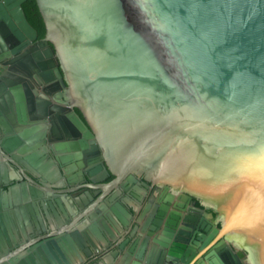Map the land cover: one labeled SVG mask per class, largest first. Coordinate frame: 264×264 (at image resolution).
Masks as SVG:
<instances>
[{
  "label": "water",
  "instance_id": "1",
  "mask_svg": "<svg viewBox=\"0 0 264 264\" xmlns=\"http://www.w3.org/2000/svg\"><path fill=\"white\" fill-rule=\"evenodd\" d=\"M26 1L0 0V149L41 179L52 164L39 161L42 121L78 109L85 121L56 118L73 149L98 154L86 172L106 194L79 223L80 199L69 213L52 178V186L28 178L44 195L10 182L0 162V264H84L95 255L93 264H194L200 256L176 241L191 230L178 225L180 212L164 227L149 218L151 241L120 242L137 211L123 193L139 178L172 191L166 202L178 197L180 211L194 197L216 212L221 227L206 244L217 236L218 250L235 246L244 262L264 264V0H35L46 29L36 46ZM54 67L67 101L56 100L69 107L46 95Z\"/></svg>",
  "mask_w": 264,
  "mask_h": 264
},
{
  "label": "flooded vegetation",
  "instance_id": "2",
  "mask_svg": "<svg viewBox=\"0 0 264 264\" xmlns=\"http://www.w3.org/2000/svg\"><path fill=\"white\" fill-rule=\"evenodd\" d=\"M28 1L29 0H27L24 4H26ZM42 42H44V37H39V32L37 30V40L34 46ZM53 60L54 63L58 65L57 59L55 57H53ZM52 70L54 71L53 75L55 76V80L53 82L54 85L52 86L53 89H49L50 93L46 95L53 104L60 105L62 107H69V104H61L56 100L59 94H63L62 100L67 101L65 97V88L61 85L60 80L56 77L57 74L55 72V67ZM46 87H48V85L42 82L39 84V86H36V89L39 93L45 94L46 92L44 91V88ZM63 113L54 110L52 115L53 117L48 116L42 121L45 122V125H47L45 137L47 148L45 150H37L43 154L39 161L41 160L42 167H45L46 164L52 162L50 166H46L45 171L41 174L42 180L34 177L21 163H11L10 158H12V154H5L1 151V149L0 162L6 165L5 173L10 182L12 181L15 184L27 183L30 186L35 187L40 192H43L44 195H47L49 190H46L47 188L45 189L43 186L33 183L28 178L35 180V182L38 184L44 180L50 186L52 185L50 184L49 179L52 178L54 180V182L52 181L54 184L63 187L58 191L59 193H57V191H54V193L59 198H66L67 205H65V208L67 211H70L69 213H74L69 203L70 200L75 201V204L77 203L76 199H80L83 202V209H81L78 204H76V206L79 208V213L83 215L79 223H83L86 221L89 213L92 210L99 211L102 209L104 202L103 200H100L99 197L106 194V191L99 188L98 186L100 183L93 180L98 176V174H96L94 178H91L87 176L86 172L87 169L91 167V162L94 160V158L98 157V154H93L94 152L90 149H73V147L70 146V142L74 139V137L72 135H67V133L62 128V124L56 118V115H62ZM70 113L77 114L85 121L78 109L74 108L70 112H65L63 115L69 118ZM54 125L59 129L61 137H58L57 133L52 129ZM6 135V131L0 129V141L1 138L5 137ZM88 143H90V141ZM90 147H92L91 143ZM16 154L23 160H25L26 156L29 155V153L22 154L19 152H16ZM93 168L94 167H92V169ZM113 179L114 177L111 176L106 182L109 183ZM146 183L147 182L144 178H139L138 184L136 185L137 189L134 193H123V197H129L131 201L130 205L133 206L137 211L131 218L129 230H125V233L119 238L121 243L129 242V245H132V243L137 241L142 243L146 239H150L151 241L154 237L158 236V233L156 232L155 235L151 237L148 234V230H143V226L148 221V219L152 218L154 220H161L164 227L168 220L173 219L172 216L175 215V212H180L182 215L178 219V225L181 226L186 224L187 226L191 227V230L190 235L187 236V238L183 240L176 239V241L185 245L186 249L192 248L197 253V256H200L198 259L194 258L196 259L194 264H229L228 258H230L231 255L234 260H238V263L240 262L241 264H249L248 262H244L243 256L246 255V252L237 249L235 246H232L233 250H231L230 253H227L224 251V249L223 251L218 250L219 242L214 243L217 236L210 243L206 244V241L212 234L214 227H221V224L218 221V214L216 212H214L212 209L203 207L202 203L194 197L184 200V209L180 211L175 207V203L179 200L178 197L173 203H170L169 201L166 202L168 195L172 194V191L159 188L158 186L151 183L146 186ZM2 188L6 191V187ZM111 194L112 192L108 193L106 197L110 196ZM162 206H166L167 209L163 210L164 214L163 216H160L159 213L162 211ZM199 209H205L206 212L208 214H212L213 217L205 216L199 211ZM50 214L53 216V218L55 217L51 211ZM188 217L197 218L199 221H202V223H205V227L203 228L199 222H192L188 219ZM2 254V251H0V256H3ZM98 258V255H95L94 258H85L84 264H93ZM218 259H220L221 262H219Z\"/></svg>",
  "mask_w": 264,
  "mask_h": 264
},
{
  "label": "trees",
  "instance_id": "3",
  "mask_svg": "<svg viewBox=\"0 0 264 264\" xmlns=\"http://www.w3.org/2000/svg\"><path fill=\"white\" fill-rule=\"evenodd\" d=\"M26 17L29 23L39 32V37H44L46 33L45 24L43 22L42 16L39 12L36 1H28L23 6Z\"/></svg>",
  "mask_w": 264,
  "mask_h": 264
}]
</instances>
